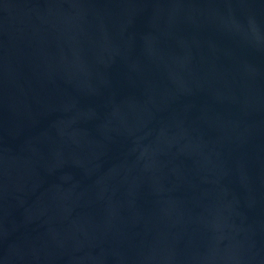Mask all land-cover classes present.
Returning a JSON list of instances; mask_svg holds the SVG:
<instances>
[{
    "label": "water",
    "instance_id": "water-1",
    "mask_svg": "<svg viewBox=\"0 0 264 264\" xmlns=\"http://www.w3.org/2000/svg\"><path fill=\"white\" fill-rule=\"evenodd\" d=\"M0 264H264V0H0Z\"/></svg>",
    "mask_w": 264,
    "mask_h": 264
}]
</instances>
